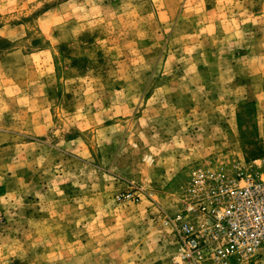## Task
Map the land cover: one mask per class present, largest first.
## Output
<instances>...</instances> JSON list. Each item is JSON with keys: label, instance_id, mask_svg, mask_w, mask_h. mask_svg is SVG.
I'll return each mask as SVG.
<instances>
[{"label": "rangeland", "instance_id": "1", "mask_svg": "<svg viewBox=\"0 0 264 264\" xmlns=\"http://www.w3.org/2000/svg\"><path fill=\"white\" fill-rule=\"evenodd\" d=\"M263 161L264 0H0V264H190L187 190Z\"/></svg>", "mask_w": 264, "mask_h": 264}, {"label": "built area", "instance_id": "2", "mask_svg": "<svg viewBox=\"0 0 264 264\" xmlns=\"http://www.w3.org/2000/svg\"><path fill=\"white\" fill-rule=\"evenodd\" d=\"M172 220L181 261L232 264L251 260L264 245V161L233 181L187 190Z\"/></svg>", "mask_w": 264, "mask_h": 264}]
</instances>
